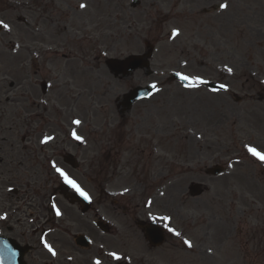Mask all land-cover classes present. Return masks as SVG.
<instances>
[{
	"label": "rangeland",
	"instance_id": "rangeland-1",
	"mask_svg": "<svg viewBox=\"0 0 264 264\" xmlns=\"http://www.w3.org/2000/svg\"><path fill=\"white\" fill-rule=\"evenodd\" d=\"M8 1L12 9L5 12L4 19L10 20L12 29L14 27L15 29L11 34L3 35L0 48H3V43L6 45L10 39L18 36L21 26L18 23L20 16L18 6L22 1L3 0L4 3ZM131 1L39 0L38 6L42 13L50 15L51 10L57 8L63 12L61 18H66L62 21L61 18L58 20V14L53 16L56 24H52L49 30L50 44L59 45L60 36L62 40L66 37L70 44L68 48L72 53L92 54L88 60L95 64L107 55L123 57L129 53H141L144 50V40L156 39V52L152 59V67L155 71L153 75L147 76L139 71L131 78L117 81L112 80L104 72L100 79H92L95 81L94 86L85 80L81 82L78 79L81 88L88 90L82 99L91 112H98L94 122H105L106 115H112L114 122L118 123L115 103L117 97L128 91L131 86L156 81L159 83L157 92L159 95L152 97L150 103H157L168 96L170 104L165 107V110L158 105H150L151 112L154 110L160 114L158 118H155V123L161 126L175 125L177 130H180L198 124L194 123L196 116L202 125H210L204 120L208 117L216 120L214 129L218 134V143L213 163L228 165V161L239 158L241 161L234 165L238 172L235 173L229 169L219 177H202L200 180L209 183L211 190L196 199L187 197L188 184L193 180L191 175L188 174L186 178L181 179L182 181L177 180L176 187L171 191L176 189L180 191L182 188L183 190L180 194H174L172 201L178 205L181 202V206L177 209V213L174 206H170L172 215L170 221L172 223H223L218 229H229L230 223H233L234 240L231 242L235 252H232L231 256L229 253L232 248L228 253L226 251L228 247L224 244L222 249L226 256L220 258L217 264H238V259L241 260L242 257V249L238 243L239 235L241 236L242 231H247V227H250L251 236L259 235L258 228L262 225L259 223L260 204L258 202L256 205L250 204L251 196H245L242 193L249 187L257 201L264 200V189H259L258 181L250 180L244 175L248 171L259 170L258 164L247 153H249L248 146H256L259 150L260 137L264 128V101H260L258 95L254 94L264 87V0H141V7L136 9L130 7ZM222 3L228 5L227 9L219 7ZM81 4L86 7L81 8ZM215 5L218 8L213 10L212 7ZM204 10L208 13H203ZM152 19L155 23L154 30L146 27ZM174 30H179L180 34L173 35ZM71 42H73L72 45ZM52 48L55 50L54 47ZM45 50H48L47 46ZM60 50L58 52L62 53ZM1 58L0 65L3 67ZM51 58L59 61L57 57ZM101 66L105 69L103 64ZM228 68L232 69L231 73L227 71ZM173 70L219 80L226 83L229 88L227 91L218 93L211 92L205 87L185 88L178 82L169 81V73ZM2 77L0 75V86L5 93L8 91V84ZM234 95H239L243 100L236 101ZM142 106V104L139 105V107ZM207 109L212 113L205 114ZM163 112H165L164 116ZM207 121L213 123L212 119ZM43 133L50 132L46 130ZM12 134L13 138L21 139L22 137L20 131L17 133L13 131ZM241 140L246 142V146L238 145ZM176 142L177 139L171 142V150L178 152L183 142L175 145ZM15 145L17 146L18 142ZM241 150H244L246 154L239 153ZM19 159L25 162L24 153L21 152ZM205 160L207 164L212 163L209 159ZM74 173L84 180L87 187L93 188L95 181L90 173L82 169ZM31 182L34 183L33 180ZM32 183L25 186V192L27 189L26 195H28L26 202L19 201V194L0 193V203L2 199L8 197L7 202L1 205L0 209L7 206L5 211L10 215L1 216L0 228L3 233L17 238L20 242L25 236L26 240L31 238L34 241L31 236L34 229L33 223H39L44 219L41 217L36 200L38 191L31 192V188L37 185ZM120 183L118 184V179H115L107 185V189L118 191L125 184L122 181ZM20 185H15L19 188V192ZM4 188L5 185L0 184V190ZM99 188L100 185H98ZM184 193L186 197L182 202ZM114 197L99 196V192H96L95 208L105 203L107 218L118 215V209L112 202ZM56 201L63 209L66 219L63 221L59 219L57 222L54 220L53 223H71L67 220H71L70 215L74 212L68 201L62 195L57 196ZM230 209L233 212L230 213ZM88 216L91 220L93 219V214ZM113 223H118V218ZM20 233H24L25 236L16 237L20 236ZM262 259L264 261V258ZM32 261L34 260L31 259ZM185 261L186 264H199L186 257ZM157 264H180V261L178 257L166 255L164 260H157Z\"/></svg>",
	"mask_w": 264,
	"mask_h": 264
},
{
	"label": "flooded vegetation",
	"instance_id": "flooded-vegetation-1",
	"mask_svg": "<svg viewBox=\"0 0 264 264\" xmlns=\"http://www.w3.org/2000/svg\"><path fill=\"white\" fill-rule=\"evenodd\" d=\"M37 57L35 50L28 45H23L18 61H16L19 70L18 86H24V94L35 93L33 82L42 73L39 64L40 60L36 59ZM43 77H48V75H42L40 79L42 80ZM11 85L13 86L14 84ZM128 135L129 133H127ZM123 136L121 135V138ZM23 141L29 143L36 142L35 140H31V138L23 139ZM65 141L68 142L69 140ZM119 141H122V139ZM36 148L37 156L34 158V150L25 147V169L32 171L31 176L37 177L43 175L47 179L52 180L54 173L49 169V163L54 159H58L60 147L58 144H52L37 146ZM68 148L69 150H73L70 146ZM76 157L81 159L78 153H76ZM123 159L124 153L121 147L118 156L119 176L123 178L124 176L131 175L133 178L146 179L147 184L142 182L143 189L148 188L150 181L153 182L149 177V171ZM81 160L86 165L83 166V170L91 173L101 183H104L107 177V167L101 163V156L94 157V161H96L94 164H90L89 155H86ZM84 160H87L88 163ZM28 162H30L29 166ZM0 171L2 173H10L6 168H0ZM42 188H44V191L47 190L46 186H42ZM146 190L150 196L157 197L164 209L167 207L169 195L164 190L157 189L156 192L158 194L151 188ZM19 198L25 201L26 195H19ZM45 198L46 194L42 193L38 204L44 210H47ZM119 206L126 213L132 215L135 222H138L139 217L144 216V211L139 209L140 200L135 197L122 198ZM158 224L161 228V236L153 237L150 234V230L154 228L153 223H35V245L33 250H29V252L32 250L34 256V261L31 264H96L97 260L101 264H131L130 262L123 263L121 260L123 259L122 254L127 257L132 250L137 251L141 256L160 257L166 254L171 243L176 244L182 241L184 229L181 223ZM123 225L127 228L124 234L121 229ZM169 229H173L174 231H169ZM146 232L149 238H146ZM175 232L180 233V235H175ZM160 238L164 239V243L160 246H153ZM78 239L85 242H78ZM44 242L52 246L56 252L55 256L44 246ZM113 252L117 253L121 259H113L109 255Z\"/></svg>",
	"mask_w": 264,
	"mask_h": 264
},
{
	"label": "snow or ice",
	"instance_id": "snow-or-ice-1",
	"mask_svg": "<svg viewBox=\"0 0 264 264\" xmlns=\"http://www.w3.org/2000/svg\"><path fill=\"white\" fill-rule=\"evenodd\" d=\"M80 7H81V8H84V7H86V5L81 4ZM219 7H220L221 9H227L228 5H227L226 3H222V4L219 5ZM0 27H2L3 29H9V25L6 24V23H4L3 21H0ZM178 34H179L178 31L174 30L173 35H178ZM227 71L231 73V72H232V69H231V68H228ZM177 75L180 77V79H181L182 81L189 82V83H186V85H185L186 87H191V86H192L193 84H195L196 82H199V83H205V81H203V80H202L201 78H199V77H189V76H187V75H182V74H180V73H177ZM151 87H152L153 89H156V85H155V84L151 85ZM221 89H223V90H227V86L224 85V84H220V85H219V88H218V89H213V91H219V90H221ZM74 123L79 124L80 121H79V120H76V121H74ZM73 135L75 136V133H73ZM48 139H51V138H50V137H46L44 142H47ZM76 139L79 140V139H82V138L79 137V136H76ZM248 152H249L253 157H255L256 159H258L259 161H261L262 163H264V152H261V151H259L258 149H256L255 147H251V146H248ZM57 172L60 173V175L64 178V180H65L66 183H69L73 188L76 189L77 192L80 193L81 196H83L85 199H88L87 194H86L82 189H80V187L75 183V181L69 179L68 176H67V175H66L61 169L58 168V169H57ZM57 215H60L59 210H57ZM165 219H168V218L166 217ZM169 231H174V230H173V229H169ZM175 235L179 236L180 233L175 232ZM184 243L187 244L188 247H192V244H191L190 241L185 240ZM44 246L48 249L49 252L52 253L53 256L56 255V252L53 250V248H52L51 245H49L47 242H44ZM9 253H10V255H11L12 257L15 256V253H14V252H11L10 249H9ZM109 255H110L113 259H115V260H120V259H121V257H120L117 253H115V252L110 253ZM0 264H4V257H3L2 255H0ZM96 264H101V262H100L99 260H97V261H96Z\"/></svg>",
	"mask_w": 264,
	"mask_h": 264
},
{
	"label": "water",
	"instance_id": "water-1",
	"mask_svg": "<svg viewBox=\"0 0 264 264\" xmlns=\"http://www.w3.org/2000/svg\"><path fill=\"white\" fill-rule=\"evenodd\" d=\"M139 65H140V62L137 63V61H136V63L133 64L134 67H135V66H139Z\"/></svg>",
	"mask_w": 264,
	"mask_h": 264
}]
</instances>
